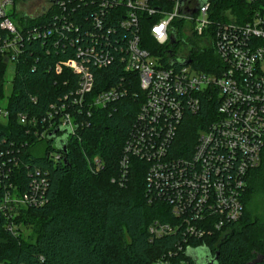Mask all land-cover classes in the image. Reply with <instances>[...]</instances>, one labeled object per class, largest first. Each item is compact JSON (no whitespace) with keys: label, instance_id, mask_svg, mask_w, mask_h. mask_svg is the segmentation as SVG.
<instances>
[{"label":"built area","instance_id":"2783aa9c","mask_svg":"<svg viewBox=\"0 0 264 264\" xmlns=\"http://www.w3.org/2000/svg\"><path fill=\"white\" fill-rule=\"evenodd\" d=\"M33 1L0 0V59L7 65L15 67L32 39L54 33L65 36L75 28L67 12L70 0H43L40 12L21 14L19 4ZM98 1L103 10L116 8V25L126 30L116 39L117 52L111 51L109 40L114 28L104 27L96 15L90 44L78 47L75 58L55 66L58 74L68 69L78 76L76 89L51 104L46 117L22 114L19 123L40 141L51 132L75 134L78 124L84 126L93 110L107 108L129 93L123 77L116 86L93 96V69L108 68L117 60L124 73L136 76L143 101L120 159L119 184L132 159L148 164L147 197L168 205L174 218L173 223L155 221L149 227L150 236L181 235L175 251L154 264H172L177 253L193 249L192 242L223 233L243 216L247 177L260 165L264 150V6L253 7L250 20L238 23L232 17L228 22L214 20L209 1L202 5L201 0ZM260 1L247 0L251 6ZM55 7H59L58 14L47 25L26 27L16 21L35 22ZM145 18L154 19L150 34L157 47L153 51L142 47L140 26ZM161 23L166 24L164 42L153 32ZM182 41H190L193 49L214 50L218 62L210 66V72L196 67L198 60L192 52L175 54V46ZM185 61L190 63L179 64ZM209 104L215 108L192 155L173 157L170 149L181 123ZM8 117V109H0V123H6ZM13 144L0 149V224L18 237L23 227L16 219L23 210L47 203L49 179L41 169L31 171L28 164L24 169L21 150ZM25 146L30 143L22 148ZM52 157L59 159L60 155ZM23 169L29 175L26 185Z\"/></svg>","mask_w":264,"mask_h":264},{"label":"trees","instance_id":"16d2710c","mask_svg":"<svg viewBox=\"0 0 264 264\" xmlns=\"http://www.w3.org/2000/svg\"><path fill=\"white\" fill-rule=\"evenodd\" d=\"M69 2L67 12L75 28L67 31L66 37L54 33L27 42L14 67L13 91L7 105L10 117L0 123V149L14 143L16 150H21L23 168L28 164L31 171H45L49 188L44 206L23 210L16 219L23 227L20 236H13L0 224V264H154L175 251L181 235L150 236L151 224L173 223L174 218L168 205L147 197L148 164L144 160L132 159L124 182L119 184L120 159L143 101L138 78L124 73L117 60L108 68L93 69V96L116 86L123 77L129 93L107 108L93 110L84 126L78 124L75 134L51 132L40 141L19 123L22 114L46 117L51 104L76 89L78 76L68 69L58 74L55 66L75 58L78 47L90 44L96 15L104 27L114 28L109 35L113 53L117 52L116 39L126 33L116 25V8L103 10L98 0ZM209 2L212 18L220 22H228L229 17L238 23L247 22L253 7L264 6V0L255 6L247 0ZM58 10L53 8L35 22L16 21L26 27L44 26L54 21ZM153 22L145 18L140 26L142 47L150 51L157 47L150 34ZM192 56L198 60L196 67L205 72L218 62L212 48H194ZM7 67L0 59V96ZM214 108L204 105L202 112L184 119L170 149L173 157L192 155ZM27 142L30 146L22 148ZM54 153L59 159L52 157ZM259 164L247 177L241 220L223 233L192 242L193 249L177 253L172 264H264V214H253L249 209L253 198L264 191V150ZM24 169L21 174L26 185L29 175ZM198 249L206 251L204 257L188 256Z\"/></svg>","mask_w":264,"mask_h":264},{"label":"rangeland","instance_id":"374dc122","mask_svg":"<svg viewBox=\"0 0 264 264\" xmlns=\"http://www.w3.org/2000/svg\"><path fill=\"white\" fill-rule=\"evenodd\" d=\"M43 7V0H36L33 2H26L23 4H19V9L21 14L26 15L29 13L30 15H35L37 12H40V9ZM193 44H195V40L192 41ZM192 43L189 41L187 43H184L183 41L180 42L178 45L175 46V54L177 56H186L189 53L193 51ZM14 76V67L10 63L6 69V72L1 80L2 85V95L0 96V109L5 110L8 105V101L10 98V95L12 94L13 87H12V78ZM252 205V206H251ZM249 209L250 212L253 214H264V191L262 193H259L256 195L251 203ZM198 256V258L204 257L206 254V251L204 249H198L195 252Z\"/></svg>","mask_w":264,"mask_h":264},{"label":"clouds","instance_id":"9594fccd","mask_svg":"<svg viewBox=\"0 0 264 264\" xmlns=\"http://www.w3.org/2000/svg\"><path fill=\"white\" fill-rule=\"evenodd\" d=\"M165 26H166L165 23H161L160 25L153 27V32L157 35L160 42H164V40L166 39V36L162 31L165 28Z\"/></svg>","mask_w":264,"mask_h":264},{"label":"water","instance_id":"95a60500","mask_svg":"<svg viewBox=\"0 0 264 264\" xmlns=\"http://www.w3.org/2000/svg\"><path fill=\"white\" fill-rule=\"evenodd\" d=\"M207 1H209V0H201V5L202 4H205ZM196 11V10H195ZM197 12V11H196ZM188 63H190V61H185V62H180L179 64L180 65H182V66H185V65H187ZM66 149L64 148V151H65ZM192 255V257L193 258H195V257H198L197 256V254L195 253V252H188V256H191ZM215 259H217V256H216V258ZM201 264H208V263H201ZM212 264V263H211Z\"/></svg>","mask_w":264,"mask_h":264}]
</instances>
